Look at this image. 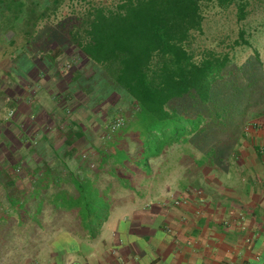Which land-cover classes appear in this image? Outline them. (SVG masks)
<instances>
[{
	"label": "crops",
	"instance_id": "crops-1",
	"mask_svg": "<svg viewBox=\"0 0 264 264\" xmlns=\"http://www.w3.org/2000/svg\"><path fill=\"white\" fill-rule=\"evenodd\" d=\"M42 111L0 129V141L7 137L9 150L18 149L17 157L1 155L3 163L18 159L21 168L20 183L9 190L5 184L0 201L9 238L0 264H264V117L229 135L221 126H202L199 136L145 164L139 149L138 161L129 152L132 162H118L103 150L109 137L89 138L87 129L73 151L59 128L83 129L87 122L60 127L41 122L49 114ZM188 148L196 162H209L173 170ZM186 174L198 184H179ZM7 191L21 196L12 201Z\"/></svg>",
	"mask_w": 264,
	"mask_h": 264
},
{
	"label": "rangeland",
	"instance_id": "rangeland-1",
	"mask_svg": "<svg viewBox=\"0 0 264 264\" xmlns=\"http://www.w3.org/2000/svg\"><path fill=\"white\" fill-rule=\"evenodd\" d=\"M121 1L123 0H91L90 4L67 1L56 16L39 24L31 44L18 32L21 25L17 27L18 35L13 30L9 33L4 29L2 31L0 27V129L2 126L16 124L21 115L37 109L40 113H43L42 110L49 111V114L39 116L41 122L51 123L53 120L52 123L61 126L74 120L77 123L86 121L83 130L87 129V137L95 136L94 139L107 136L112 122L118 118L133 120L137 108L134 99L109 78L101 67L88 61L72 47L68 37L69 30L90 6L113 7ZM250 11L249 18L240 23L235 8L222 10L211 5L206 9L205 33L198 36L196 42L199 50L207 48L218 52L226 51L229 45L241 42L242 31L246 33L245 39L251 44V48H237L233 65L226 71L224 80L215 86L210 104L202 105L189 96L172 101L170 110L181 115L183 125L197 128L211 120L221 125L220 129L227 131L229 135L232 131L242 133L247 124L264 117V3L252 0ZM79 76L81 77L78 78ZM20 91L27 92L21 95ZM16 93L18 94L15 95ZM37 94L40 101L35 102ZM21 98L24 100L22 104L18 103ZM89 125H96L98 131L88 128ZM121 134L124 132L119 130L118 135ZM136 136L137 128L133 129L132 126L123 140H119L118 136L117 142L113 144L109 145L106 141L102 145L103 150L118 157L120 163L132 162L129 152L135 154L134 160L138 161L140 156L133 152L139 146L134 141ZM5 139L8 140L4 137L0 141V171L6 166L1 155H18L17 148L9 150ZM184 154V161L179 158L174 160L173 170L184 162L195 163L196 168L209 162L208 159L196 162L197 153L192 148L185 150ZM141 158L144 156L141 155ZM9 165L16 166L21 177L18 159L9 161ZM51 178L52 174H49L48 179ZM177 179L184 186L198 184L197 178L192 174L178 176ZM3 182L6 183L5 177ZM3 190L0 187V201L6 198ZM85 190L88 191L89 200L95 198L91 188L87 187ZM12 195L11 200L16 201L21 193L14 192ZM1 224L3 223H0V263H3L7 259L9 238L8 233L3 232Z\"/></svg>",
	"mask_w": 264,
	"mask_h": 264
},
{
	"label": "trees",
	"instance_id": "trees-1",
	"mask_svg": "<svg viewBox=\"0 0 264 264\" xmlns=\"http://www.w3.org/2000/svg\"><path fill=\"white\" fill-rule=\"evenodd\" d=\"M67 1L90 4L91 0H0V27L7 33L19 32L31 44L39 24L56 16ZM211 5L222 10L235 8L241 23L251 14L252 0H123L113 7L90 6L69 30L70 45L101 67L137 105L132 121L121 117L112 122L107 131L109 145L127 135L132 126L137 128L134 141L146 164L166 148L200 133L202 126L206 131L207 125H218L207 120L197 128L189 127L181 123L177 111L170 110L172 101L186 96L210 104L215 86L233 65L237 48H251L242 31L241 42L229 45L226 51L199 50L196 42L205 33L206 9ZM119 120L123 125L113 130ZM59 129L66 146L76 151L85 137L83 129ZM119 130L124 134L118 135ZM5 165L0 171V187L7 184L9 190L20 176L16 166ZM14 192H8L10 200Z\"/></svg>",
	"mask_w": 264,
	"mask_h": 264
},
{
	"label": "built area",
	"instance_id": "built-area-1",
	"mask_svg": "<svg viewBox=\"0 0 264 264\" xmlns=\"http://www.w3.org/2000/svg\"><path fill=\"white\" fill-rule=\"evenodd\" d=\"M123 125V121L119 120L113 125V130L120 128Z\"/></svg>",
	"mask_w": 264,
	"mask_h": 264
},
{
	"label": "water",
	"instance_id": "water-1",
	"mask_svg": "<svg viewBox=\"0 0 264 264\" xmlns=\"http://www.w3.org/2000/svg\"><path fill=\"white\" fill-rule=\"evenodd\" d=\"M13 34V33H12ZM9 39H10V37H9Z\"/></svg>",
	"mask_w": 264,
	"mask_h": 264
}]
</instances>
